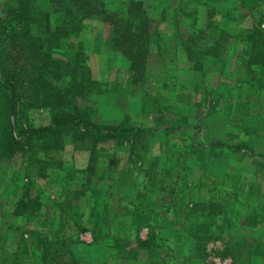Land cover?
<instances>
[{
	"label": "rangeland",
	"instance_id": "rangeland-1",
	"mask_svg": "<svg viewBox=\"0 0 264 264\" xmlns=\"http://www.w3.org/2000/svg\"><path fill=\"white\" fill-rule=\"evenodd\" d=\"M106 1L110 17L91 16L54 48L67 68L84 53L96 83L54 105L24 90L22 121L76 106L137 130L102 140L64 128L62 148L22 138L0 159V264L15 251L26 264H264V64L252 46L264 0ZM50 5L52 27L66 25ZM122 20L127 52L111 32ZM184 42L210 52L190 61Z\"/></svg>",
	"mask_w": 264,
	"mask_h": 264
},
{
	"label": "trees",
	"instance_id": "trees-1",
	"mask_svg": "<svg viewBox=\"0 0 264 264\" xmlns=\"http://www.w3.org/2000/svg\"><path fill=\"white\" fill-rule=\"evenodd\" d=\"M55 1L58 3L59 9L64 11L67 24L54 28L49 21V7L50 3ZM15 2L17 1L11 0L6 7L9 12L7 20L0 19V159L12 157L20 148L19 144L22 142V138L32 144L42 143L43 148H62L64 144L60 143L59 137L64 128L75 127L79 136L91 134L102 140L137 130L97 123L90 117H86V114L76 106H73V111L53 113L50 123L37 125L33 119L23 123V113L27 107V103L23 99L24 90L29 92L28 95L32 103L35 101L39 103L42 94L45 93L54 99V105L57 101L65 100L67 96H85L86 87L96 83L91 77L90 67L84 53L80 58L82 52L80 50L76 52V58L73 60L75 63L67 68L65 66L67 64H63L66 60L63 56L57 55L54 48L58 43L60 45V39L65 35L79 34L84 21L91 16L106 14L105 17H110L111 15L108 14L106 0H50L49 4L37 0H21L18 4ZM17 6L19 7L17 8ZM142 24H144L143 21ZM260 30L263 31L254 29L252 36L262 37V42H254L252 46L255 49L260 48L261 53L258 52L255 56L262 59L264 64V51L261 47L264 45V29ZM127 31L123 20L111 30L113 38L117 39L118 46L122 47L124 52L129 51ZM184 44L186 56L190 61L194 58L200 59L210 52L209 49H201L191 43L184 42ZM212 44L217 46L219 40H215ZM63 77L70 78V81L60 84L62 87L57 91L53 90L54 82H60ZM236 147L240 149L242 145H236ZM43 160L46 162V159ZM45 168V166L40 167L38 174L40 170L45 175ZM62 179L56 183L65 186L66 180ZM71 192L70 188L65 192L67 197L70 196L67 199L70 202ZM27 193L28 191L25 189V199L29 197V193ZM34 198H37V195ZM28 201L31 200L28 199ZM25 207L28 208L26 202ZM209 214L212 215L213 211H209ZM209 227L208 223L207 225L198 223L195 236L208 237ZM42 242L43 239H38L40 247L45 249V242ZM3 259H10L8 264H26L18 256L17 251Z\"/></svg>",
	"mask_w": 264,
	"mask_h": 264
}]
</instances>
